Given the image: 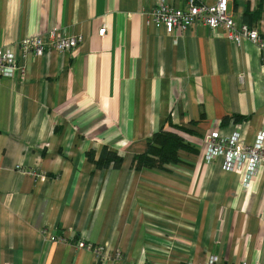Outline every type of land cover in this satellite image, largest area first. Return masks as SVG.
Returning a JSON list of instances; mask_svg holds the SVG:
<instances>
[{
  "label": "crops",
  "instance_id": "1",
  "mask_svg": "<svg viewBox=\"0 0 264 264\" xmlns=\"http://www.w3.org/2000/svg\"><path fill=\"white\" fill-rule=\"evenodd\" d=\"M156 1L0 0V51L24 67L0 77V264H264V172L230 173L202 150L215 127L237 125L247 145L264 134L261 52L200 24L168 35ZM228 12L264 38V0ZM54 28L82 44L20 57L22 39ZM162 130L193 151L135 170ZM103 148L118 168L96 167Z\"/></svg>",
  "mask_w": 264,
  "mask_h": 264
},
{
  "label": "built area",
  "instance_id": "2",
  "mask_svg": "<svg viewBox=\"0 0 264 264\" xmlns=\"http://www.w3.org/2000/svg\"><path fill=\"white\" fill-rule=\"evenodd\" d=\"M229 1L214 0L212 5H207L204 0H185V7L177 9L165 4L163 0H157L150 12V19L154 24L162 26L166 34L173 37L195 24L207 27L211 31L221 28L225 30L228 40L235 44L249 41L256 45L264 62V38L256 29L237 23L233 19L228 12ZM105 33V26L97 31L98 37H103ZM82 42L81 36H67L63 31L54 28L48 33L22 39L18 43V51L22 59L29 54L41 57L50 51L61 54L72 51L78 48ZM23 74L24 67L17 62L16 56L7 51H0V77L12 78ZM236 129L237 125H234L233 133L229 137H221L216 127L210 129L202 143L206 161L210 162L221 158L224 170L230 173L244 171L248 177L264 172V134H260L253 145H247L240 139ZM262 208L264 213V202ZM54 239L55 237H50V240ZM76 247L92 251L99 259L105 258L101 247H94L84 242H78ZM206 264H213V259H210Z\"/></svg>",
  "mask_w": 264,
  "mask_h": 264
},
{
  "label": "trees",
  "instance_id": "3",
  "mask_svg": "<svg viewBox=\"0 0 264 264\" xmlns=\"http://www.w3.org/2000/svg\"><path fill=\"white\" fill-rule=\"evenodd\" d=\"M181 150L193 151L190 145L173 131L162 130L155 133L147 141L146 151L133 158V168L135 170L160 169L165 166L179 163L178 152ZM88 159H93V153H88ZM122 159L115 152L103 148L96 162L97 168H106L110 164L114 168L121 165Z\"/></svg>",
  "mask_w": 264,
  "mask_h": 264
}]
</instances>
